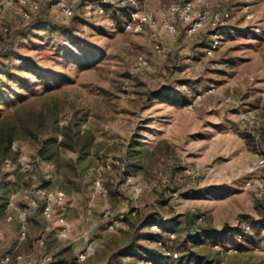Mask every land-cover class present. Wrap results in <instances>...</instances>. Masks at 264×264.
<instances>
[{"label": "rangeland", "instance_id": "1", "mask_svg": "<svg viewBox=\"0 0 264 264\" xmlns=\"http://www.w3.org/2000/svg\"><path fill=\"white\" fill-rule=\"evenodd\" d=\"M5 1L0 83L8 72L31 78L27 90L9 85L33 108L55 112L60 126L74 119L96 139L84 148L70 131L75 149L62 145L50 160L39 153L44 137L14 143L0 166V254L10 264L20 255L28 264H264V0H191L201 12H230L211 54V27L190 31L178 17L174 35L161 20L135 32L116 4L99 13L102 0H78L72 17L36 0L32 19L18 0ZM178 1L139 0L155 13ZM88 49L95 62L82 67ZM29 63L48 77L29 73ZM164 87L186 103L150 99ZM11 98L5 114L19 106ZM45 138L59 145L64 137ZM39 189L66 195L50 217ZM155 223L168 249L156 244Z\"/></svg>", "mask_w": 264, "mask_h": 264}, {"label": "trees", "instance_id": "2", "mask_svg": "<svg viewBox=\"0 0 264 264\" xmlns=\"http://www.w3.org/2000/svg\"><path fill=\"white\" fill-rule=\"evenodd\" d=\"M118 11H122L124 13H128L129 15V9L120 7L119 5H115ZM116 9V12H117ZM43 21H45L43 19ZM45 26H50V22L44 23ZM54 27V26H53ZM56 29V28H54ZM71 42L74 44L76 43L75 36L71 37ZM72 50L67 49L64 53L65 56H69L72 52ZM93 50H85L84 55L86 56V62H81V66L88 67L92 65L93 62H95V58H90L93 54ZM96 54V52H95ZM26 70L38 77L39 79L43 80L48 77V71L35 64V63H29L26 66ZM9 79H13L15 81H19V89L27 90L32 86V80L31 78H18L11 72H8ZM60 77L58 75L54 76V79L52 82H57ZM1 80L0 83V107L4 105V101L9 99L10 95L14 98H11L12 102L11 104L18 103L19 106L15 108L14 112L5 114L1 108H0V166L3 164V162L9 158H11L14 154V143L18 139H43L42 140V147L39 150L40 155L45 160H50L54 156L56 152H53L60 148V146H67L72 147L75 149V144H80L84 148H90V146L95 142V134L91 129L83 130L82 125L80 122H77L76 120H71L67 125L64 127L60 126V119L59 116L55 114V112L51 113L49 116L46 114L45 110L42 109H36L33 108L32 105L29 104L30 96L29 94H22L15 88L9 85L10 80ZM50 79V78H49ZM51 81V80H50ZM49 82H45V85H50ZM16 99V100H15ZM150 99H167L172 100L175 103H181L185 104L186 100L185 98L180 95L179 93H173L172 90L168 87H164L161 89L153 90L150 92ZM70 131L73 135L74 139V146L69 145L67 143ZM63 135V140L59 145H56V140H53L54 138H45L46 135L52 136L53 135ZM2 208V206L0 207ZM254 226L256 223H253ZM259 225H263V222H258ZM161 225V224H160ZM262 226V227H263ZM189 237H196L198 235V232L193 234L189 233ZM155 239L158 235H154ZM248 235L242 236V238H246ZM149 257V256H148ZM147 261L154 262L152 258H148ZM194 264H200L199 259H196Z\"/></svg>", "mask_w": 264, "mask_h": 264}, {"label": "built area", "instance_id": "3", "mask_svg": "<svg viewBox=\"0 0 264 264\" xmlns=\"http://www.w3.org/2000/svg\"><path fill=\"white\" fill-rule=\"evenodd\" d=\"M22 6H20V12L26 19H32L33 15L40 10V5L36 0H18ZM54 1V5L59 7L61 12L67 16L72 17L75 13L76 3L78 0H51ZM16 0H6L5 6H13ZM117 4L120 7L129 9V27L135 32H141L145 26H155L162 21L164 26L171 34L177 32V28L173 22L174 18H180L184 21H191L190 31H197L204 26L211 27L212 41L208 46V52L211 54L216 50L223 39V31L225 30L229 18L230 12L227 11H205L201 12L197 9L195 2L189 0H180L178 2L170 4L166 10L159 11L157 13L143 8L139 0H102L100 7L98 8L99 13H104L109 5ZM158 53H162L160 46H157ZM259 167L264 178V156L259 160ZM261 183V182H260ZM99 187L102 186L101 182H98ZM261 189L264 190V184L261 183ZM46 192L43 189L37 190V196L45 198L43 213L48 217L52 216V208L55 202H63L65 200V193L59 191L52 196H45ZM30 198V203L32 205L38 206L39 202L37 198ZM26 213L24 212L22 217L25 218ZM153 231L156 232L158 237L155 239L156 244L164 249L166 248V243L160 238L159 233L162 231V226L158 223L152 224L150 226ZM25 235V233H23ZM173 236V235H172ZM174 237V236H173ZM167 254L173 255L171 250L167 251ZM81 258L85 259V252L81 253ZM20 264H28L29 262L24 259L22 255L18 256ZM11 255L10 254H0V264H10ZM39 264H45L40 262Z\"/></svg>", "mask_w": 264, "mask_h": 264}]
</instances>
